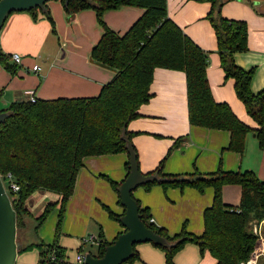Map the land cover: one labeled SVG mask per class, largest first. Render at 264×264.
<instances>
[{
	"label": "trees",
	"instance_id": "trees-1",
	"mask_svg": "<svg viewBox=\"0 0 264 264\" xmlns=\"http://www.w3.org/2000/svg\"><path fill=\"white\" fill-rule=\"evenodd\" d=\"M59 1L69 17L86 9L95 12L103 33L92 47L90 56L93 61L115 69L116 73L96 96L16 101L0 110L8 113L0 123V176L16 212L18 253L37 249L39 264H71L66 260L64 248L55 241L46 244L38 238V228L50 210L59 204L56 231L59 230L65 203L73 193L85 156L118 152L128 156L124 138L131 141L132 133L127 130V125L140 116V107L151 98L150 85L155 69L184 72L191 125L228 131L227 148L235 152L244 150L249 132H254L259 147H264V87L252 92L253 70H245L234 61V53L247 49L248 29L245 21L221 15V7L227 0H208L211 7L206 19L216 36L224 76L233 79L236 97L255 121L256 128L241 121L228 103L214 100L206 72L208 52L168 16L167 0H69L67 5L63 0ZM45 6V10L36 8L26 12L34 18L44 17L53 25L47 2ZM123 6L140 7L144 12L120 35L106 25L103 15ZM10 59V55L0 48V64L6 70L14 71L17 64ZM123 132L124 138L121 137ZM166 157L167 154L154 170L145 173L156 172L163 179L148 181L141 187L149 190L157 184L164 189L192 187L200 192L212 187L213 200L203 211V232L197 236L187 232L185 225L179 233L169 235L165 228L149 221L148 209L142 208L135 199L145 225L172 245L150 243L164 251L167 264H173L174 254L186 243L198 245L201 251L207 250L215 258V264H240L247 260L258 239L253 225L264 220V180L251 170L234 172L221 167L206 174L198 171L167 174L163 172ZM128 166L129 156L125 163L126 177ZM123 181H110L117 193ZM11 183L18 187L17 190ZM227 184H237L241 188L237 205L226 204L222 199V187ZM36 190L55 192L59 194V200L48 204L39 216L34 217L26 207V200ZM108 211L111 218L119 221L120 215ZM95 241L97 253L94 256L101 257L111 242L102 234ZM84 245L77 249L78 253H83ZM135 245L133 256L122 264L139 258Z\"/></svg>",
	"mask_w": 264,
	"mask_h": 264
},
{
	"label": "crops",
	"instance_id": "crops-1",
	"mask_svg": "<svg viewBox=\"0 0 264 264\" xmlns=\"http://www.w3.org/2000/svg\"><path fill=\"white\" fill-rule=\"evenodd\" d=\"M47 6L53 25L44 17L34 18L29 12L15 11L0 29L2 51L10 57L15 53L20 56L14 71L0 64V110L12 102L29 101L27 90H33L36 99L96 96L116 73L115 69L102 66L90 56L103 33L93 10H82L69 17L61 1L50 0ZM210 7L208 0H167L168 16L208 52L206 72L214 100L228 103L241 121L256 128L255 121L236 97L233 79L225 78L220 66L216 36L206 19ZM143 12L140 7L123 6L106 11L103 20L121 35ZM221 15L247 24V49L234 53V61L245 70H253L250 89L258 92L264 87V0H227L221 7ZM10 62H14L12 58ZM35 65L37 69L34 70ZM150 92L151 98L139 109L140 116L127 125L143 174L154 170L167 154L163 164V172L167 174L194 171L206 174L221 167L234 172L251 170L264 180V147H259L254 132L246 135L245 148L239 153L227 148L228 131L189 123L183 71L155 69ZM127 160L124 152L85 156L73 193L65 203L59 230L56 231L57 218L52 220L50 227L46 221L38 228V238L46 244L55 241L64 248L68 262H72L70 253L76 257L83 243L84 253L89 233L96 239L102 234L108 242H113L125 228L109 216L108 210L121 216L124 207L110 181L120 183L125 179ZM240 195L241 188L237 184L222 187V199L226 204L237 205ZM132 196L142 208L148 209L153 223L165 228L169 235L179 233L185 225L187 232L198 236L203 232V211L212 203L213 188L207 187L200 192L192 187L164 189L156 184L149 190L138 186ZM43 197L52 201L44 203L40 207L42 211L59 200L55 192L36 190L26 200V207L30 210ZM54 207L59 210V204ZM258 227L264 235V220ZM95 242L96 251H89L92 255L97 253ZM135 249L139 258L124 264H167L164 251L150 242L138 243ZM259 260L263 262L262 258ZM172 261L173 264L216 263L207 250L201 251L194 243L184 244ZM15 264H39L38 251L18 253Z\"/></svg>",
	"mask_w": 264,
	"mask_h": 264
},
{
	"label": "water",
	"instance_id": "water-1",
	"mask_svg": "<svg viewBox=\"0 0 264 264\" xmlns=\"http://www.w3.org/2000/svg\"><path fill=\"white\" fill-rule=\"evenodd\" d=\"M50 0H0V29L10 13L15 11H28L39 8L45 10V3ZM67 5L69 0H63ZM108 67V65L102 64ZM8 116L7 112L0 111V123ZM124 138V132L122 133ZM125 139L129 156V173L118 186L120 204L124 213L119 222L125 228L113 242L105 247L101 257L84 254L85 264H122L134 254V245L143 242H152L156 245H168V241L160 234L147 227L141 220L138 204L132 196V191L148 181H161L158 173L143 174L138 167L136 152L132 142ZM20 244L17 241L16 212L12 207L10 198L5 190L0 176V264H15Z\"/></svg>",
	"mask_w": 264,
	"mask_h": 264
},
{
	"label": "built area",
	"instance_id": "built-area-1",
	"mask_svg": "<svg viewBox=\"0 0 264 264\" xmlns=\"http://www.w3.org/2000/svg\"><path fill=\"white\" fill-rule=\"evenodd\" d=\"M11 58L15 63H19V61H20V56L16 53L13 54L11 56ZM33 69L34 70L37 69V65L33 66ZM26 93L30 96L29 97L30 102L36 101L33 90H27ZM9 175L10 174L8 173V176ZM10 185L14 190H17L18 187L14 183H11ZM149 221L153 222L152 218H150ZM253 231L258 236L257 244L255 245L251 255L249 256V258L247 260L241 262L240 264H264V235L261 233L258 225H256V224L253 225ZM90 239H92L94 241L96 240V238H94L93 236H91ZM85 241H87V240H85ZM259 258H262L263 262L260 261ZM74 264H85L84 263V253H78L76 255Z\"/></svg>",
	"mask_w": 264,
	"mask_h": 264
},
{
	"label": "rangeland",
	"instance_id": "rangeland-1",
	"mask_svg": "<svg viewBox=\"0 0 264 264\" xmlns=\"http://www.w3.org/2000/svg\"><path fill=\"white\" fill-rule=\"evenodd\" d=\"M52 200L50 199V198H47V197H43L42 198V201L41 202H38L37 204H35L34 206H31V208H30V210L32 211V213L34 214V215H39V213L42 211V209H40V207L45 203H48V202H51ZM44 204V205H45ZM57 212H58V210H55V207H53L51 210H50V212L48 213V215H47V217H46V219H45V221L43 222V224L47 221H49L48 222V224H47V226H51V222H52V220L53 221H55V219L57 218L58 219V215H57ZM33 215V216H34ZM57 219H56V222H57ZM90 234L91 233H89V235L86 237L87 238V241H88V246L85 248V250H84V253H89V251H91V252H95L96 251V242L94 241V240H92V239H90ZM37 250V249H36ZM30 251V250H29ZM71 255H70V258H72V262L74 263V261H75V255L73 254V253H70ZM72 262H70V263H72Z\"/></svg>",
	"mask_w": 264,
	"mask_h": 264
}]
</instances>
